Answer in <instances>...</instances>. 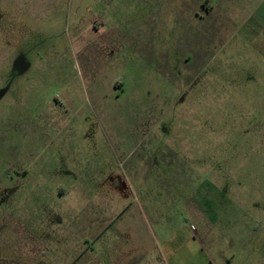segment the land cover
Instances as JSON below:
<instances>
[{
  "label": "rangeland",
  "instance_id": "obj_1",
  "mask_svg": "<svg viewBox=\"0 0 264 264\" xmlns=\"http://www.w3.org/2000/svg\"><path fill=\"white\" fill-rule=\"evenodd\" d=\"M207 182L241 203L200 244L264 264V0H0V264L154 259Z\"/></svg>",
  "mask_w": 264,
  "mask_h": 264
},
{
  "label": "crops",
  "instance_id": "obj_2",
  "mask_svg": "<svg viewBox=\"0 0 264 264\" xmlns=\"http://www.w3.org/2000/svg\"><path fill=\"white\" fill-rule=\"evenodd\" d=\"M129 141L132 142L135 148L139 149L140 144L138 143L135 145L137 142L135 138H132ZM175 156L178 157L177 152H175ZM177 184L179 189L183 188L182 183ZM191 189L194 190L192 197L187 200V202L181 207L180 211L178 210L175 220H177L176 229L178 227L181 228V220L185 222L183 218V213L185 211L187 219L186 222H189V224L192 223L193 225L191 226H195L197 230L196 235L192 234V236L188 235L183 237L177 233L178 231H168V229H166L167 225L160 226L158 232L160 240H157L158 254H156V258L152 259L151 248L148 244L149 238L146 239V237L139 235L138 238L140 241L138 244H136V235L133 233V231L131 234L129 230H124L123 233L120 231H115L114 235L118 234L120 236L124 234L128 239L130 238V240H132V244L115 248L112 251L113 256H111V259H108L107 261L99 260V264H225V262L222 261L218 256L219 253L214 252L213 254H209L207 251H205V248H203L200 242L206 240L214 232L216 225L231 212L232 205H234L236 202L241 203V200L239 198H233L230 195H226L219 188L215 187V185L208 182L202 187L197 186L195 188L192 187ZM110 199L114 203H117V200L114 197ZM242 201L244 204L249 201L252 205L255 204L252 203V200H248L247 198L242 199ZM113 210L114 209H111L110 213ZM255 211L258 212L259 218L256 222L260 221L259 225H261L263 223V211H260V209L257 208ZM179 215L182 217V219L179 217ZM116 217V213L111 214L112 220ZM144 217H146V223L148 222V225H150L148 216L144 215ZM149 230V234L152 236L153 232L151 226H149ZM153 235L155 238H157V233H154ZM180 236L181 238H178ZM257 248L259 251L263 250L262 246ZM50 249H54V247L51 245L47 246V250ZM89 252L95 253V249L88 247L86 250H82L80 255H78V257H76L74 260L73 264H82V260ZM222 253H224V251ZM262 258L264 261V257ZM228 264H230L229 261Z\"/></svg>",
  "mask_w": 264,
  "mask_h": 264
}]
</instances>
